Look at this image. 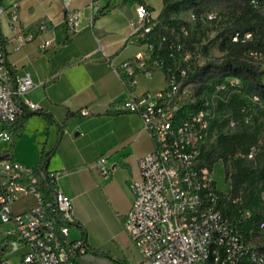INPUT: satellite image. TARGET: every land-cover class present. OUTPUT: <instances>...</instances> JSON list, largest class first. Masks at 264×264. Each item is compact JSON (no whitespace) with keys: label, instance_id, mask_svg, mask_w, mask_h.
Returning <instances> with one entry per match:
<instances>
[{"label":"built area","instance_id":"obj_1","mask_svg":"<svg viewBox=\"0 0 264 264\" xmlns=\"http://www.w3.org/2000/svg\"><path fill=\"white\" fill-rule=\"evenodd\" d=\"M70 1L63 0L66 19L78 30L81 12L71 9ZM5 12L0 0V16ZM18 13L15 0L10 10L12 21L18 20ZM216 18V12L192 10L179 28L162 25L150 5L139 1L129 26L143 50L114 64L99 45L130 93L118 108L138 113L155 143L139 160L140 178L129 183L134 199L124 226L141 254L134 264H264V218L246 232L242 223L252 218L251 210H239L238 215L225 210L239 197L233 196L230 184L219 187L213 166L202 158L217 125L212 103L207 97L199 102L185 100V87L194 80L191 74L211 62L204 45L190 44L186 38L198 30L199 22ZM243 34L252 36L250 31ZM239 37V31L232 34L233 40ZM157 70L165 75L164 86L134 94L137 75L152 76ZM34 86L29 72L14 75L0 31V124L4 126L0 140L12 143L14 133L7 126L15 125L25 108L40 109L36 102L25 99ZM242 89L240 77L227 75L214 81L212 101L217 108H228ZM251 98L259 101L258 95ZM242 110L244 122L250 123L249 108ZM80 113L88 115L90 110L84 108ZM222 122H226L224 130L237 126L232 114ZM256 153L257 148H252L247 157L252 159ZM3 154L7 156L0 157V264H75L89 251V244L83 236H71L77 220L72 198L59 185V172L0 151ZM104 162L102 156L96 165L107 173ZM255 232L263 234L259 242L253 239Z\"/></svg>","mask_w":264,"mask_h":264},{"label":"crops","instance_id":"obj_2","mask_svg":"<svg viewBox=\"0 0 264 264\" xmlns=\"http://www.w3.org/2000/svg\"><path fill=\"white\" fill-rule=\"evenodd\" d=\"M1 1L7 12L0 16V31L13 73L31 74L35 86L25 99L55 120L34 114L20 128L7 126L14 139H2L0 151L31 165H39L43 151L49 153L46 166L59 172V185L72 198L77 224L86 231L90 251L75 264L137 263L141 255L124 226L134 199L129 183L140 178L139 160L155 143L138 113L118 108L130 93L99 48L114 64L143 50L129 26L135 2L71 0L70 8L81 12L75 30L63 0H17V21L10 15L15 0ZM137 80L134 94L154 92L164 86L165 75L140 73ZM84 108L90 114L82 115ZM102 156L107 173L96 165ZM79 225L71 229L72 238L83 236Z\"/></svg>","mask_w":264,"mask_h":264},{"label":"trees","instance_id":"obj_3","mask_svg":"<svg viewBox=\"0 0 264 264\" xmlns=\"http://www.w3.org/2000/svg\"><path fill=\"white\" fill-rule=\"evenodd\" d=\"M139 1L142 0H136L134 2ZM185 2L197 4L198 0H164V12L159 18L161 24L179 28L181 23L186 22L185 19H178L177 17L170 16L174 9H179ZM245 3L241 13L236 18V24L241 29L230 32L227 31L217 37L218 40H221V48L227 51V58L222 62L211 61L206 67L208 70L212 69L214 71V77L221 72H225V74L219 78L215 77L216 80H220L227 75H234L241 78L243 83L242 91L236 93L229 104H227L228 109L232 112L233 118L237 120V126L235 129L224 130L226 122H223L221 127L223 130L218 135L217 144H211L205 147L202 151V158L205 163L209 164L211 167L219 159H223L225 162H231L234 168L232 194L234 197H239V199L235 204L228 203L225 210L238 215L239 210L250 209L252 218L242 223V227L245 231L249 232L251 228L256 226L257 220L264 218L261 212L255 208L260 202L258 187L261 183L264 184V140L261 143L260 134L264 122H260L251 130L247 129L255 120L251 109L252 103L257 101H253L251 97L253 95H258L259 101L264 100V81L262 80L264 69L259 71L255 64L250 60H246L243 55L245 51H257L259 54L264 53V32L260 31L256 22H254V19L259 20L261 18V13L258 8H256L251 0H245ZM193 11L203 13L209 12L210 10L194 8ZM249 12L252 14L249 15ZM215 20L216 19L207 21L214 22ZM202 22L203 21L199 22L198 30L192 31L190 36L186 38L188 43L198 44L200 42L197 34ZM188 26L189 28L191 27L190 23ZM238 31L240 32L239 39L233 40L232 34ZM245 31H250L252 36L250 38H245L243 34ZM205 48L207 49V46H205ZM162 56L169 59L167 53H163ZM206 68H199L195 73L191 74L190 79L195 80L202 77V75L208 71ZM199 101L200 98H198L197 102ZM191 106L192 105H189V107ZM244 106L249 108L251 124L244 122V112L242 110ZM34 114L44 116L49 123H53L55 120L54 116L47 110H29L25 108L23 113L18 117L15 125L19 128L22 127L25 121ZM240 122H242V127L244 125L246 128L238 127ZM252 148H257V153L254 158L250 159L247 157V153ZM48 161L49 153L43 151L39 164L46 165ZM79 227L83 231V237L86 238L85 229L80 225ZM94 253L113 258L111 254L99 250H94Z\"/></svg>","mask_w":264,"mask_h":264},{"label":"rangeland","instance_id":"obj_4","mask_svg":"<svg viewBox=\"0 0 264 264\" xmlns=\"http://www.w3.org/2000/svg\"><path fill=\"white\" fill-rule=\"evenodd\" d=\"M136 1V0H129ZM148 3L153 11L155 17L162 16L165 8L164 0H142ZM252 3L258 8L261 13V18L259 20L254 19L260 31L264 32V0H251ZM245 0H198L197 4L191 2H185L182 4L179 9H174L170 14L171 17H177L178 19H187L190 12L195 8H202L204 10H210L217 13V18L214 22L203 21L200 26V30L197 34L200 42V46H207L208 54L212 62H222L227 58V51L221 48V40L217 39L224 32H230L233 30H240L236 24V18L241 13L242 7L245 5ZM252 13L249 12V15ZM164 18V17H163ZM244 58L246 60L252 61L256 68L261 71L264 69V53L255 55L251 54L250 51L244 52ZM214 71L211 69L202 77H199L185 87L186 101H197L198 98L207 97L212 103V111L217 120V125H215L210 133V136L207 140V144H217L218 135L222 132V124L224 120L232 114L231 110L228 108L218 107L213 100V91L212 87L216 78L224 75L225 72H221L214 77ZM262 80L264 81V73L262 74ZM143 83L145 81L143 80ZM252 114L255 117L254 122L247 129L251 130L257 126L260 122H264V100H260L252 103ZM251 124V121L250 123ZM4 126L0 124V131ZM238 127H242V122H240ZM242 128H246L244 125ZM261 143L264 140V123L261 128ZM1 142V140H0ZM3 143H0V146ZM214 177L218 182L219 187L228 186L229 184L233 188L234 184V168L231 162H225L223 159L217 160L213 164ZM258 193L260 196V202L255 207L259 210L264 217V184L261 183L258 187ZM256 242L263 239V234L255 232L254 238ZM140 253V251L138 250ZM141 255V254H140Z\"/></svg>","mask_w":264,"mask_h":264},{"label":"water","instance_id":"obj_5","mask_svg":"<svg viewBox=\"0 0 264 264\" xmlns=\"http://www.w3.org/2000/svg\"><path fill=\"white\" fill-rule=\"evenodd\" d=\"M5 156H7V154L0 155V157H5Z\"/></svg>","mask_w":264,"mask_h":264}]
</instances>
